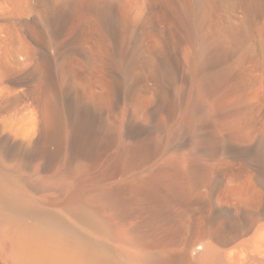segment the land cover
<instances>
[{"label":"bare ground","instance_id":"6f19581e","mask_svg":"<svg viewBox=\"0 0 264 264\" xmlns=\"http://www.w3.org/2000/svg\"><path fill=\"white\" fill-rule=\"evenodd\" d=\"M0 264H264V0H0Z\"/></svg>","mask_w":264,"mask_h":264},{"label":"rangeland","instance_id":"374dc122","mask_svg":"<svg viewBox=\"0 0 264 264\" xmlns=\"http://www.w3.org/2000/svg\"><path fill=\"white\" fill-rule=\"evenodd\" d=\"M176 136V137H175ZM175 136L173 137L172 136V142L174 140V143H178V135L175 134ZM174 139V140H173ZM149 145V144H147ZM104 148V149H103ZM101 150V151H100ZM50 154L46 153L48 156L45 157V155L41 156L40 158H38V160H35L37 158H35L34 160L37 161L38 163H36L34 160L27 158L24 156V155H20V158H19V161L20 163L22 164V166H29L30 170L29 171H34L36 173H38V167H42L43 165L45 167H43V169H41V173H50V174H54L55 171L58 170V164L57 162H55V160L53 161L52 163V160L49 161V156L51 155V152H49ZM94 153V154H93ZM90 153L87 154V152H82L80 154V158L81 157H85L84 158V161H83V164H84V167H83V164L80 165V167H76L74 165H71V164H68L64 167V171L69 173L71 172L70 174H73L75 175V177H78V178H81L83 180L86 181V183L90 186H95V182L97 180V177H98V174L101 170H106V173H107V177L108 179L110 180L112 178V171H111V147H105V146H102V149H99V150H94ZM96 154V155H95ZM15 156L14 154H11V156L9 155V158H13V156ZM82 155V156H81ZM91 155V156H90ZM90 159H89V158ZM45 158V159H43ZM87 158V159H86ZM24 159L25 161L27 162L26 165H25V162H24ZM48 159V160H46ZM82 159V158H81ZM32 160V161H31ZM40 160V161H39ZM83 160V159H82ZM33 164H38V165H34L31 167V165ZM45 163H44V162ZM48 161V162H47ZM41 162H43L41 164ZM50 162V163H49ZM31 163V165H30ZM39 163L41 164L39 166ZM51 164V165H48ZM58 166H57V165ZM50 167V169L48 167ZM52 166V167H51ZM57 166V167H56ZM70 166V167H69ZM34 167H36L35 169H33ZM45 168V169H44ZM48 168V169H47ZM57 168V169H56ZM75 168V169H73ZM77 168V169H76ZM52 169V170H51ZM25 170V168H24ZM47 170V171H46ZM44 171V172H43ZM52 172V173H51ZM40 173V172H39ZM28 178V177H27ZM24 179H26V176L24 177ZM27 180V179H26ZM55 180V179H54ZM159 180V179H158ZM161 184V185H160ZM161 186V187H160ZM171 188V184L169 183L168 180H161L159 181V184L154 186V187H151L149 188L145 194L148 195V196H151V195H157V196H161V197H165V198H169V196H171L170 198H174V197H178V189L174 190V191H169ZM57 189V188H56ZM54 191V194L52 193L51 191V195L53 197V199H56L58 197V193H56L55 189L53 190ZM60 191V190H59ZM57 190V192H59ZM138 189L134 186V185H129V184H126L123 188H113V189H109L107 194H106V198H107V201L108 203L113 206L114 210H115V213L120 216V217H125L126 213L128 211H130L132 209V207L136 204V193H137ZM72 191H70L71 193ZM170 194V195H169ZM172 194V195H171ZM122 195V196H121ZM126 197H124V196ZM129 197H128V196ZM169 195V196H168ZM173 196V197H172ZM123 197V198H122ZM134 197V198H133ZM120 198V199H119ZM125 198V199H124ZM126 198H127V202H126ZM132 198V199H131ZM123 200V201H122ZM91 201H92V204L95 205L96 203V198L95 197H92L91 198ZM119 201V202H118ZM129 201V203H128ZM118 203V204H117ZM117 204V205H116ZM119 206V207H118ZM121 206V207H120ZM125 206V207H124ZM118 207V208H116ZM125 210V211H124Z\"/></svg>","mask_w":264,"mask_h":264}]
</instances>
